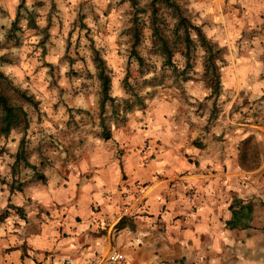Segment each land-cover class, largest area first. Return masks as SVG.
<instances>
[{"label":"crops","instance_id":"obj_1","mask_svg":"<svg viewBox=\"0 0 264 264\" xmlns=\"http://www.w3.org/2000/svg\"><path fill=\"white\" fill-rule=\"evenodd\" d=\"M191 1L221 26H230L232 17L239 20L232 12L236 0ZM258 15L253 12L249 24ZM161 93L168 102L111 122L107 139L93 121L82 125L79 137L58 139L59 149L52 150L47 133L53 128L35 129L43 133L31 138L39 152L30 154L29 162L41 168L45 181L27 179L21 192H7L6 199L19 207L31 202L43 223L34 245L19 246L6 262H29L34 254L37 261L60 264L61 256L80 260L91 251L118 250L129 264H240L241 257L264 250L262 113L255 110L254 119L230 113L235 94L209 120L181 107L175 91ZM189 94L197 100L207 95L201 89ZM250 147L257 156L253 168L241 162ZM140 186H147L143 213L117 221L121 205Z\"/></svg>","mask_w":264,"mask_h":264},{"label":"rangeland","instance_id":"obj_2","mask_svg":"<svg viewBox=\"0 0 264 264\" xmlns=\"http://www.w3.org/2000/svg\"><path fill=\"white\" fill-rule=\"evenodd\" d=\"M138 1L143 7L148 0ZM179 2L192 22L200 25L206 36L223 48V62L219 65L221 93L216 98L208 97L210 90L203 81L202 49L196 48L191 53L186 74L177 77L173 75L172 67L162 66L158 55L150 52L147 16H142L144 24L137 51L154 68L151 73L140 74L137 62L130 55L132 8L126 0H24L13 34L8 30L15 20L19 0H0V70L37 101L36 106L23 104L29 117L25 132L16 129L7 137H0V261L9 259L21 245L19 248L25 250L32 247L43 223L41 211L30 208L31 202L16 212L6 199L13 181L11 165L20 139H24L26 157L30 161L29 155L39 152L38 144H32L31 138L36 133H43L40 130L34 132L43 124L53 128V132L47 133V145L52 150L59 149L57 146L61 141L58 139L79 137L85 123L96 121L98 135L103 137L98 118L100 86L93 49L104 60L110 76L109 93L114 97V103L108 101L103 113L109 129L111 122H122L135 110H144L162 100L168 102L169 96L161 92L171 90L177 93L181 107L204 119H216L236 94L230 113L254 119L257 110L264 120V0H257V6L249 0L233 1L232 12L239 20L230 18L232 24L227 27L217 20L211 22L191 0ZM253 12H260L254 25L249 24ZM170 21L167 17L166 23H172ZM244 22L248 26L244 27ZM240 23L243 25L239 29ZM172 61L180 70L185 67V57L180 51L175 52ZM125 80L129 87L125 86ZM131 87L142 99V106L138 108ZM199 89L207 95L197 100L193 97L195 94L189 93ZM131 105L135 108L125 111ZM108 132L110 135V130ZM255 154V148L250 147L247 153L250 164L257 159ZM18 173L17 179L24 185L27 179L38 180L30 169L21 165ZM243 259L261 264L264 250L257 249L254 255L241 257L240 264Z\"/></svg>","mask_w":264,"mask_h":264},{"label":"trees","instance_id":"obj_3","mask_svg":"<svg viewBox=\"0 0 264 264\" xmlns=\"http://www.w3.org/2000/svg\"><path fill=\"white\" fill-rule=\"evenodd\" d=\"M132 8L131 27L129 35L131 39L130 55L135 59L139 66L141 75H146L152 72L154 68L148 65L146 59L137 51L141 43L143 31V17L147 16L148 28L150 31V52L158 55L161 59L162 66L172 67V72L175 77L186 74L189 65L191 53L200 48L203 51V81L205 86L210 90L208 97H218L221 93L220 83V67L223 62V48L217 43L213 42L206 36L200 25H195L190 16L186 13V9L182 6L179 0H148L147 3L141 7L138 0H126ZM24 7V0H19L17 6V14L15 20L8 30L9 34H13L18 20V13ZM171 20L170 24L166 23V18ZM12 36V35H9ZM11 38V37H9ZM176 51H180L181 55L185 57V67L180 70L174 66L172 58ZM93 62L96 69L97 79L99 80V125L102 128L103 138H109L108 124L104 122V109L106 103L109 101L114 103V97L109 93L110 90V76L105 66V62L99 55L98 51L93 49ZM1 61V56H0ZM125 86L129 87L125 80ZM131 95L142 106V99L136 90L131 87ZM27 103L32 106L37 105L34 97L28 94L25 90L16 86L9 77L0 70V137H7L13 130L21 129L26 131L29 126V117L23 104ZM133 105L126 107L125 111L134 109ZM256 159V158H253ZM247 167L253 168L254 163H249L247 158L241 161ZM26 167L32 171L35 177L41 182L45 181V177L39 171L38 166L31 164L26 157V150L24 147L23 137L20 139L19 146L14 155V161L11 165V176L13 181L9 186V192H21L24 184L18 181L19 166ZM9 207L16 212L22 211V207L9 204ZM241 210V209H240ZM240 212V211H239ZM242 213V212H241ZM240 213V214H241Z\"/></svg>","mask_w":264,"mask_h":264},{"label":"built area","instance_id":"obj_4","mask_svg":"<svg viewBox=\"0 0 264 264\" xmlns=\"http://www.w3.org/2000/svg\"><path fill=\"white\" fill-rule=\"evenodd\" d=\"M193 191L189 189L187 199L193 202ZM147 202V186L138 187L136 191L129 194L126 201L121 205L119 212L115 215V219L120 221L124 218L133 219L134 217L143 213ZM155 222V220L153 221ZM155 223H158L156 220ZM60 264H129L125 254L118 250L110 251H91L87 256L82 259L74 257L61 256L58 259ZM1 264H12L4 261ZM21 264H49L46 261H37L35 255H32V259L29 262H23Z\"/></svg>","mask_w":264,"mask_h":264}]
</instances>
